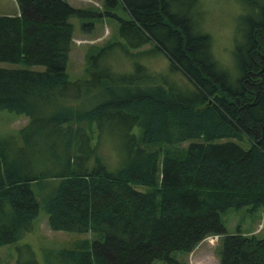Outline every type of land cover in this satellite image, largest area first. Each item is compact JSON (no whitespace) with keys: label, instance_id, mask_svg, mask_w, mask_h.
<instances>
[{"label":"trees","instance_id":"obj_1","mask_svg":"<svg viewBox=\"0 0 264 264\" xmlns=\"http://www.w3.org/2000/svg\"><path fill=\"white\" fill-rule=\"evenodd\" d=\"M238 1L253 13L249 32L236 26L233 77L214 57L200 0H103V10L16 0V14L0 15V62L24 66L0 67V109L29 118L0 138V247L34 229L42 204L50 229L92 234L45 250L44 264H178L175 253L209 235L221 239L220 264H264V239L227 234L221 218L264 205V0ZM73 16L117 28L72 81ZM115 50L130 70L113 68ZM158 54L168 73L141 61ZM176 72L189 85L170 80ZM114 125L124 145L111 168L99 136Z\"/></svg>","mask_w":264,"mask_h":264},{"label":"rangeland","instance_id":"obj_2","mask_svg":"<svg viewBox=\"0 0 264 264\" xmlns=\"http://www.w3.org/2000/svg\"><path fill=\"white\" fill-rule=\"evenodd\" d=\"M70 4L84 9L103 10V0H67ZM202 7L207 11L206 20L202 26L212 38V51L214 57L220 62L231 77L236 74V60L234 55V45L237 44L236 26L241 25L243 31L249 32L250 25L247 22L253 13L251 5H241L238 0H200ZM243 12L241 13V9ZM117 12H119L116 9ZM18 12L16 0H0V15H12ZM122 17L125 14H122ZM249 18V19H248ZM73 24V41L68 56L66 71L69 80H75L82 76L85 67V58L89 52H95L98 47L112 39L117 24L112 18H79L73 16L70 18ZM247 22V23H246ZM202 25V21L200 20ZM89 29L85 30L83 27ZM152 48V46L146 47ZM110 60L117 71L131 69V63L126 59L120 50H115L110 56ZM150 70L155 73H168V61L163 54L147 57L141 60ZM0 67H24L21 64H12L0 62ZM33 70H43V66L32 65L26 66ZM119 68V69H117ZM121 69V70H120ZM169 79L178 86L189 85L186 78L180 73H170ZM29 118L24 114H18L7 109H0V138L10 135L18 136V131L25 126ZM111 121H108L109 124ZM103 139L102 155L106 162L116 166L117 160L114 152L122 143L124 145V134L114 125L111 129L106 130L99 136ZM117 144L113 149V142ZM190 142H205L202 137L190 138L181 144L184 149ZM22 141L19 139V144ZM248 147V142L241 143ZM114 151V152H113ZM138 191L149 190L147 186L135 185ZM227 234L243 233L256 235L264 239V205L251 209V206H245L238 210L229 209L221 216ZM92 238L91 233L52 230L47 221V214L40 206L39 215L36 219L34 229L25 232L18 240L7 243L0 247V264H44L43 252L48 249H61L71 246L74 241ZM221 239L211 241L205 239L199 243L191 253H175L173 256L178 264H220L219 246ZM155 264H168L162 260H156Z\"/></svg>","mask_w":264,"mask_h":264},{"label":"built area","instance_id":"obj_3","mask_svg":"<svg viewBox=\"0 0 264 264\" xmlns=\"http://www.w3.org/2000/svg\"><path fill=\"white\" fill-rule=\"evenodd\" d=\"M219 236L218 235H212V236H209L207 239H210L211 241L213 240H218Z\"/></svg>","mask_w":264,"mask_h":264},{"label":"crops","instance_id":"obj_4","mask_svg":"<svg viewBox=\"0 0 264 264\" xmlns=\"http://www.w3.org/2000/svg\"><path fill=\"white\" fill-rule=\"evenodd\" d=\"M197 246H198V245H197ZM197 246H196V247H197ZM196 247H195V249H196ZM195 249H194V250H195Z\"/></svg>","mask_w":264,"mask_h":264}]
</instances>
